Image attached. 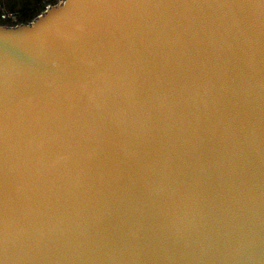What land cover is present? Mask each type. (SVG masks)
<instances>
[{"label":"water","instance_id":"water-1","mask_svg":"<svg viewBox=\"0 0 264 264\" xmlns=\"http://www.w3.org/2000/svg\"><path fill=\"white\" fill-rule=\"evenodd\" d=\"M0 264H264V0L0 25Z\"/></svg>","mask_w":264,"mask_h":264},{"label":"trees","instance_id":"trees-1","mask_svg":"<svg viewBox=\"0 0 264 264\" xmlns=\"http://www.w3.org/2000/svg\"><path fill=\"white\" fill-rule=\"evenodd\" d=\"M58 0H0V25L17 26L28 24L44 12L48 5H56ZM10 12L17 16L16 22L4 21L1 17Z\"/></svg>","mask_w":264,"mask_h":264},{"label":"built area","instance_id":"built-area-1","mask_svg":"<svg viewBox=\"0 0 264 264\" xmlns=\"http://www.w3.org/2000/svg\"><path fill=\"white\" fill-rule=\"evenodd\" d=\"M61 2V0H58V3ZM51 5H48L49 7ZM4 21H10V22H16L17 16L14 13L6 12L1 17Z\"/></svg>","mask_w":264,"mask_h":264}]
</instances>
